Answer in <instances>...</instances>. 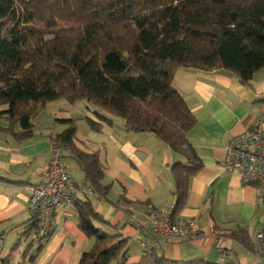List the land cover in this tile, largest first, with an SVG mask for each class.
<instances>
[{"label":"trees","instance_id":"1","mask_svg":"<svg viewBox=\"0 0 264 264\" xmlns=\"http://www.w3.org/2000/svg\"><path fill=\"white\" fill-rule=\"evenodd\" d=\"M180 68L223 70L249 85L264 68V0H0V119L8 122L2 129L19 141L31 138L34 113L65 99L94 107L100 121L86 117L94 131L112 123L109 114L129 131L150 132L187 159L172 166L175 213L186 204L191 176L202 168L188 138L197 117L173 85ZM56 121L67 128L51 141L70 148L87 184L107 199L111 186L103 184L99 152L76 145L77 119ZM77 205L79 226L95 240L79 264H221L175 261L151 248L129 263V239L95 225L109 223L89 197ZM262 232L258 251L264 261V223ZM224 233L256 253L246 229Z\"/></svg>","mask_w":264,"mask_h":264},{"label":"crops","instance_id":"2","mask_svg":"<svg viewBox=\"0 0 264 264\" xmlns=\"http://www.w3.org/2000/svg\"><path fill=\"white\" fill-rule=\"evenodd\" d=\"M173 85L197 117L188 138L202 168L191 176L186 204L177 214L196 220L199 237L157 244L146 221L149 207L175 205L177 182L172 166L187 163L186 157L150 132L127 130L125 121L116 116L106 114L112 123L102 122L101 131L92 130L86 117L100 120L94 107L82 101L87 114L78 120L83 133L77 128L75 142L86 152H99L105 165L103 184L111 188L107 199L102 198L87 184L79 160L71 152L65 153L75 186L72 201L57 209L52 233L31 261L38 246L33 244L25 254L31 241L24 233L31 225L28 205L32 187L47 166L53 143L50 136L67 128L56 119L74 118L68 110L72 104L59 99L34 113L31 138L17 140L2 129L8 122L0 119V264H79L95 243L78 222L77 202L86 197L109 223L95 221L96 226L129 239V263L139 262L146 251L154 250L175 261L204 258L221 264H264L258 246L254 253L224 233L244 228L256 247L264 208L258 206L259 188L245 185L240 173L223 165L230 139L251 130L264 114V68L254 74L249 85L223 70L180 68ZM121 196L125 200L119 205Z\"/></svg>","mask_w":264,"mask_h":264},{"label":"built area","instance_id":"3","mask_svg":"<svg viewBox=\"0 0 264 264\" xmlns=\"http://www.w3.org/2000/svg\"><path fill=\"white\" fill-rule=\"evenodd\" d=\"M68 152L71 150L66 145L52 143L47 166L32 187L28 210L33 225L29 239L34 245H42L48 240L57 209L72 201L75 186L64 161V154ZM223 165L228 171L240 173L245 185L259 188L258 206L264 208V114L251 130L230 139L225 148ZM88 191L91 192V189ZM146 221L159 244L199 237L196 220L180 217L175 213L174 205L149 207ZM263 223L264 220L259 226L258 241L263 237Z\"/></svg>","mask_w":264,"mask_h":264},{"label":"rangeland","instance_id":"4","mask_svg":"<svg viewBox=\"0 0 264 264\" xmlns=\"http://www.w3.org/2000/svg\"><path fill=\"white\" fill-rule=\"evenodd\" d=\"M68 110H69L70 114H72V116H74V118L77 119V123H78V120L80 118H84L86 116V114H87L86 113V111H87L86 104H84L82 101H77V102L73 103L68 108ZM77 128H78L79 133H83V131H82L80 126L77 127ZM157 244H159V243H157ZM255 244H256L255 252H257L258 238H256Z\"/></svg>","mask_w":264,"mask_h":264}]
</instances>
